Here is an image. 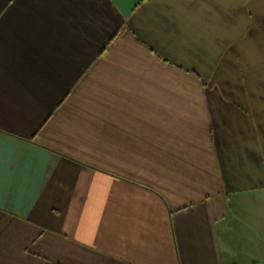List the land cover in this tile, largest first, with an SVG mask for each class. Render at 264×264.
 <instances>
[{
    "label": "crops",
    "instance_id": "1",
    "mask_svg": "<svg viewBox=\"0 0 264 264\" xmlns=\"http://www.w3.org/2000/svg\"><path fill=\"white\" fill-rule=\"evenodd\" d=\"M0 264H264V0H0Z\"/></svg>",
    "mask_w": 264,
    "mask_h": 264
}]
</instances>
